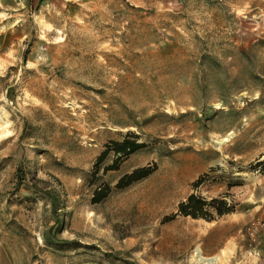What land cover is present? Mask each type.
Masks as SVG:
<instances>
[{
	"label": "rangeland",
	"instance_id": "1",
	"mask_svg": "<svg viewBox=\"0 0 264 264\" xmlns=\"http://www.w3.org/2000/svg\"><path fill=\"white\" fill-rule=\"evenodd\" d=\"M259 161L264 0H0V264H264Z\"/></svg>",
	"mask_w": 264,
	"mask_h": 264
},
{
	"label": "trees",
	"instance_id": "2",
	"mask_svg": "<svg viewBox=\"0 0 264 264\" xmlns=\"http://www.w3.org/2000/svg\"><path fill=\"white\" fill-rule=\"evenodd\" d=\"M143 146V143H138L135 139H131L129 136H125L122 140L111 141L107 145V149L102 152L98 161H100L107 150L111 149L116 154L120 156H126ZM264 164V161L257 162V165ZM117 168V159L105 169H115ZM156 169L155 163L152 165L141 166L133 169L129 173L123 174L115 184L116 188H124L133 182H136L149 174H151ZM202 181V177L194 181L193 186L196 187ZM111 188L108 184H104L94 189L92 194V202H100L104 199L110 192ZM235 209V204L228 202L223 197H213L206 199L201 195L190 193L184 200L180 201L177 205V213L183 216H190L192 218H202L205 220H213L215 217H220L224 214L233 212ZM168 218H173V215Z\"/></svg>",
	"mask_w": 264,
	"mask_h": 264
},
{
	"label": "bare ground",
	"instance_id": "3",
	"mask_svg": "<svg viewBox=\"0 0 264 264\" xmlns=\"http://www.w3.org/2000/svg\"><path fill=\"white\" fill-rule=\"evenodd\" d=\"M195 257L197 258V262H202V261H205V262H208L210 264H215L216 263V260H217V256H211V257H203L200 253V249H195Z\"/></svg>",
	"mask_w": 264,
	"mask_h": 264
}]
</instances>
